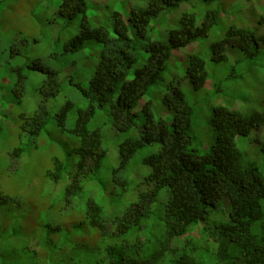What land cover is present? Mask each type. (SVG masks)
Wrapping results in <instances>:
<instances>
[{
    "label": "trees",
    "instance_id": "trees-1",
    "mask_svg": "<svg viewBox=\"0 0 264 264\" xmlns=\"http://www.w3.org/2000/svg\"><path fill=\"white\" fill-rule=\"evenodd\" d=\"M0 264H264V0H0Z\"/></svg>",
    "mask_w": 264,
    "mask_h": 264
},
{
    "label": "rangeland",
    "instance_id": "rangeland-1",
    "mask_svg": "<svg viewBox=\"0 0 264 264\" xmlns=\"http://www.w3.org/2000/svg\"><path fill=\"white\" fill-rule=\"evenodd\" d=\"M23 23H26V22H23ZM22 104L25 106V102H23ZM10 105L12 107V110H14L15 112H18L20 110V106L15 101L14 103L10 101ZM165 114L166 113H162L161 114L162 117L169 120L170 114L169 115H165ZM103 119H104L103 117L98 119V124H100L98 128L100 129L102 147L107 150V158L105 162L103 163L104 164L103 169L100 175L98 176V179L100 180H105L108 175H111L112 169L117 166L118 164V144L120 143L122 139V138L117 139L113 136V134L109 130V127L106 123V119L105 120ZM51 126L52 125H50V127ZM51 129L53 128L51 127ZM146 152L147 150H144L143 152L137 154L128 163L126 170L123 172L122 174L123 178L129 182L128 187H131L133 183L141 179L142 175L145 172H148L142 166V160ZM39 158H40V155L37 156V159ZM151 223H152L151 218L144 219L141 221V224L146 227H149Z\"/></svg>",
    "mask_w": 264,
    "mask_h": 264
}]
</instances>
